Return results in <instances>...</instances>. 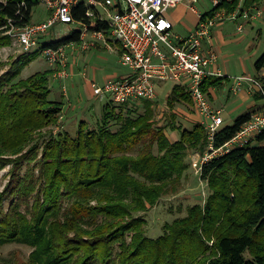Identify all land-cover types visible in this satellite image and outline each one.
I'll return each instance as SVG.
<instances>
[{"label": "trees", "instance_id": "1", "mask_svg": "<svg viewBox=\"0 0 264 264\" xmlns=\"http://www.w3.org/2000/svg\"><path fill=\"white\" fill-rule=\"evenodd\" d=\"M258 1L245 0L244 4ZM37 3L36 0H0V31L8 29L9 21L16 26L29 22ZM73 13L76 19H83L84 6L74 7ZM101 27H106L105 23L97 21L96 28ZM79 37L80 31L74 29L44 45L56 48L76 42ZM35 53L20 56L18 64L0 77V137L7 134L10 139H17L30 125L36 128L54 123L61 111V100L48 98L51 71H38L25 79L14 80ZM263 66L264 51L254 62L258 72ZM259 78L264 87V76ZM223 80L227 79L207 77L202 89L208 93L210 86ZM253 97L260 100L263 96L256 93ZM180 100L190 101V98L180 86H173L167 104L172 106ZM108 103L103 106V122L98 127L89 128L81 120L74 135L59 132L47 140L43 153L49 156L41 159L40 165L41 203L30 218L18 212L12 218L0 217V245L15 241L31 246L36 264H66L74 253L81 255L77 264H264V128L246 143L202 164L200 176L209 181L212 189L197 221L189 223L186 217L183 223L175 222L161 235L149 237L141 229L144 219L133 214L145 203H154L165 192L168 182L180 177L187 167L183 159L188 147L205 148L204 142L209 141L206 126L195 123L191 128H180L171 123L169 128L178 129L179 137L170 141L165 126L155 130L152 127L155 103L142 101L143 110L134 116L128 113L137 104L134 107L123 104L116 110V106ZM44 104L47 108L42 115L37 105ZM126 108L131 109L124 115ZM252 113L242 112L231 124H223L212 139L214 148L230 140ZM109 117L121 120L116 130L106 127ZM152 133L158 151H163L161 154L145 144L136 148V154L129 153L137 142ZM44 161L49 164L46 168ZM84 166L87 168L82 170ZM97 184L111 187V203L100 207L101 212L111 215V227L102 233L107 222L101 223L100 228L79 232L57 246L50 236L47 217L68 191L73 192V218L82 213L86 217L94 215L93 207L99 206L85 208L86 212L81 198L91 197ZM240 193L247 197L248 205L244 213L236 214L234 206ZM18 205L16 199L9 212L18 211Z\"/></svg>", "mask_w": 264, "mask_h": 264}, {"label": "rangeland", "instance_id": "2", "mask_svg": "<svg viewBox=\"0 0 264 264\" xmlns=\"http://www.w3.org/2000/svg\"><path fill=\"white\" fill-rule=\"evenodd\" d=\"M194 6L202 12L208 9L210 4L200 0L194 3ZM49 12L50 10L47 9L44 3L38 2L31 10L30 21L37 22L45 19L50 14ZM168 13L174 18L178 16L177 20L179 21H177L175 29L180 35L188 34L197 17L194 12L185 8L184 5L170 8ZM254 22L256 25L245 27L244 32H237L232 25H228V33L220 36L222 50L221 52L219 51L217 64L219 66L221 64L229 65L226 73L230 76L245 72L256 73L254 62L264 51V16ZM73 28L74 23L50 26L45 33L39 36V44L61 39L67 36ZM100 43L101 41L98 42V44ZM98 44L96 42L95 45L85 50L80 47L74 49L71 45L65 46L64 54L67 57V70L69 71L67 76L60 77L57 74L60 66L49 65L46 57L37 52L33 59L22 67V70L14 79H25L38 71H51L48 74L49 83L47 84L50 88L48 98L50 100H61L62 105L54 123L33 127L34 129L30 125V128L25 130L17 139H10L7 134L3 135L4 138L0 137V217L12 218L14 216L12 214L18 212L19 215L30 218L34 213V209L36 210L39 201L41 203V192L39 191V187H41V179L39 178L41 176L40 165L49 156H45L43 150L47 147V140L51 136H57L59 132H68L74 135L81 120L89 128H96L103 122V118L101 119L103 106L108 101L104 97H93L97 95H94L90 82L95 81L101 84L106 78L115 74L126 73L128 69L121 64L120 52L117 48L109 50ZM26 54L28 53L23 51L22 46L17 44L15 38L10 35L7 29L3 32L0 31V77L7 70L14 68L18 64L20 56ZM257 77H261V74L257 75ZM171 87L172 84H169L167 90ZM165 93L166 91H162L159 101H149L151 104L155 103L154 116L151 119L152 127L155 130L159 126H165V134L170 141H174L179 137V130H172L169 126L173 123L175 126H180V128H191L193 120L190 119V115L186 114V112H190L191 105L189 101L183 100L180 103L174 102L170 108L167 106ZM221 100L224 101V99ZM218 101H216V104L219 103ZM108 104L116 106V110L119 109L117 104L111 102ZM246 104L247 102L244 105ZM178 106L186 112L177 108ZM37 107L40 108L38 111H41L42 115L47 108L45 104L37 105ZM173 108L177 111L176 113L172 111ZM129 109L131 108L124 109L122 113L126 115V111ZM141 109L140 104L132 111L130 110L128 114L134 116ZM162 112L164 113L162 114ZM171 114L175 116L173 119L170 116ZM120 122L121 120L118 118L111 119L109 117L105 125L110 129L116 130ZM144 144L156 154L163 152L158 151L157 143L152 133L142 139V141L137 142V145L129 150V153L136 154V148ZM207 145L208 143L204 142L205 148L203 150L188 147L186 156L183 159L187 167L181 172L180 177L168 182L165 192L160 194L154 203H145L141 209L133 214L144 219L141 224L144 234L149 237H157L175 222L183 223L186 217H189V223L198 220V216L202 214L212 188L208 180L201 178L200 170L193 166L192 160L208 151L209 147ZM41 159L43 160L41 161ZM44 162L43 165L46 168L49 164L47 161ZM86 168L87 166H84L82 170ZM50 170L47 171L50 173ZM139 178L141 179V177ZM73 184L74 182L71 181V186ZM110 191L111 187L97 184L92 189L91 197L81 198L83 201L82 207L86 212H88L87 208L99 206L98 208L93 207L95 209L94 215H87L86 217L82 213L75 218H73L71 210L73 192L68 191L62 201L59 202V205L55 206L54 211L47 217L50 236L55 244L60 246L62 242L77 236L79 232L84 234L95 230L96 227L100 228L101 223L103 224L104 222H107V224L101 231L106 233L107 227H111V215L101 212L100 207L111 203ZM16 199L19 202L18 211L9 212L10 208H13ZM246 200L247 197L240 193L239 202L234 206L236 214L244 213L248 205ZM211 243H213V240L209 241L210 245H212ZM32 250L31 246L15 241L0 245V264H36L32 259ZM80 256L78 253H74L71 260L66 264H77L76 262L79 261ZM247 256H249V253Z\"/></svg>", "mask_w": 264, "mask_h": 264}, {"label": "built area", "instance_id": "3", "mask_svg": "<svg viewBox=\"0 0 264 264\" xmlns=\"http://www.w3.org/2000/svg\"><path fill=\"white\" fill-rule=\"evenodd\" d=\"M44 3L50 14L37 22L16 26L10 23L7 31L22 46L25 53L39 52L51 66H60V77L69 75L68 62L64 54L66 45L85 50L102 41L120 52V62L128 71L122 75L106 78L101 84L91 81L94 95L117 104L139 105L142 101H156L159 84L180 86L189 96L191 105L205 121L208 151L192 160L193 166L201 170L206 160L222 154L236 145H242L264 128V106L253 111L237 133L223 145L214 148L212 139L224 124L223 116L214 109L202 85L207 77H225L230 80L231 91L248 89L251 94L263 97L264 87L256 75L243 73L225 74L218 66V51L214 42V29L226 22L242 32L247 24L264 14L258 2L246 5L245 0H204L209 8L199 11L194 3L200 0H36ZM84 6L83 19H76L74 7ZM183 4L197 15L196 24L188 34L180 35L174 30V22L168 10ZM87 18L88 20H85ZM106 27L96 28V22ZM74 23L72 30H79L76 42L58 47L39 44V36L50 26ZM169 94V93H168Z\"/></svg>", "mask_w": 264, "mask_h": 264}, {"label": "crops", "instance_id": "4", "mask_svg": "<svg viewBox=\"0 0 264 264\" xmlns=\"http://www.w3.org/2000/svg\"><path fill=\"white\" fill-rule=\"evenodd\" d=\"M258 3H260V5H262L264 7V0H260V1H258ZM180 5H183V4H180ZM177 6H179V5H177ZM185 8L189 9L186 6H185ZM167 14L171 18V20L174 22V30L176 31L175 28H176V25H177V21H179V20H177L178 16L174 18L169 13H167ZM263 16H264V14L260 18H262ZM260 18H257L256 20H258ZM254 21L255 20H253L250 24H247L245 27H248L249 25L250 26H255L256 23ZM196 22H197V17L195 18V20H194V22H193V24H192V26L190 28H192L196 24ZM228 25H232L234 27V29L236 30L235 25L233 23H231V22H226V23H224L222 25L217 26L214 29V42H215V47H216V49L218 51V54H219V51L221 52V50H222V42H220V36L228 33V31H227V29H228L227 26ZM247 29H250V28H247ZM242 32H244V30ZM98 42H97V44H98ZM109 44H112L113 48L108 47L102 41L98 45L99 46L102 45L104 48L109 49V50H112V49L115 50V48H117L116 44L114 42L110 41ZM75 48L76 47H74V49ZM219 68L225 74H228L226 72L229 69V65H227V64H223L222 65L221 64L219 66ZM245 73H249V72H245ZM121 74H124V73H121ZM249 74H252V73H249ZM253 74H255L256 76L259 75V74H261V76H264V66H263V68L261 70H259V72L256 70V73H253ZM115 75L117 76V74H115ZM168 85L169 84H159L157 86V91H158L159 96H157L156 101H159L158 99H159L162 91H166V93H165L166 102L170 99V97L172 96V93H173V86L167 90ZM231 85H232V83H231L230 80H223L222 83H220V84H218L216 86H210L208 88V95H209V99H210V102L212 104V107L214 109L220 110V112H221V114L223 116L222 118L224 120V125L231 124L233 122V120L236 118V116H238L242 112L250 111V110L251 111H256V110L260 109L264 105L263 99H260V100L259 99H255L253 97V94H251L248 91V89H246V87L242 88L239 92L234 93V92L231 91L232 90L231 89ZM90 87H91V85H90ZM168 93L171 94V95L168 96L169 95ZM93 97H98L99 98V96H93ZM221 99H224V101H222ZM217 100H219L218 101L219 103L216 104ZM181 101H183V100L176 101V102L180 103ZM189 102H190V105H191V101H189ZM246 102H247V104L244 105ZM169 107L171 108L172 106H169ZM177 108L181 109L183 112H186L184 109L180 108V106H178ZM172 111L175 112V113L177 112L174 108L172 109ZM163 113L164 112H162V114ZM186 114L190 115L189 116L190 119L193 120L191 126L194 125L195 123H204L205 122L203 120L204 119L203 116H201L198 112H196L194 110V108L192 107V105H191L190 112H186ZM187 128H190V127H187Z\"/></svg>", "mask_w": 264, "mask_h": 264}]
</instances>
